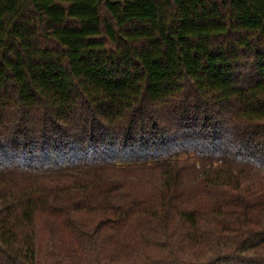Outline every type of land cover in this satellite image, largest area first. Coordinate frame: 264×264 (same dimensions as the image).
<instances>
[{
    "label": "trees",
    "instance_id": "1",
    "mask_svg": "<svg viewBox=\"0 0 264 264\" xmlns=\"http://www.w3.org/2000/svg\"><path fill=\"white\" fill-rule=\"evenodd\" d=\"M0 264H264V0H0Z\"/></svg>",
    "mask_w": 264,
    "mask_h": 264
}]
</instances>
